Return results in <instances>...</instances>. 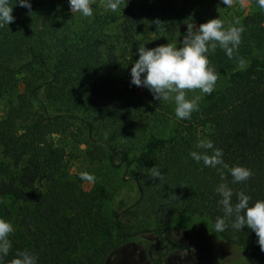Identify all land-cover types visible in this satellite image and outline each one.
I'll return each instance as SVG.
<instances>
[{
  "label": "trees",
  "instance_id": "trees-1",
  "mask_svg": "<svg viewBox=\"0 0 264 264\" xmlns=\"http://www.w3.org/2000/svg\"><path fill=\"white\" fill-rule=\"evenodd\" d=\"M227 2L0 0V207L16 206L18 227L0 264H107L148 237L149 264H167L162 224L181 215L264 263V0ZM162 42L179 52L158 56ZM185 76L205 88L177 109L165 87ZM77 147L134 190L110 205L118 244L84 253L107 223L66 171ZM135 219L155 226L129 230Z\"/></svg>",
  "mask_w": 264,
  "mask_h": 264
},
{
  "label": "rangeland",
  "instance_id": "rangeland-1",
  "mask_svg": "<svg viewBox=\"0 0 264 264\" xmlns=\"http://www.w3.org/2000/svg\"><path fill=\"white\" fill-rule=\"evenodd\" d=\"M75 2L76 6L82 5L81 8L92 4L101 7L105 4V0H83L85 2L83 4L80 0ZM226 4L230 11H236L237 7L244 12L251 9L249 0H228ZM75 9L79 10L78 7ZM160 40L164 39H157ZM161 47L158 56L162 58H170L179 52V48L171 42H162ZM200 81L185 76L177 85L166 84L165 88L173 106L178 109L183 105L192 104L202 95L205 87ZM132 82L134 93L140 96L143 92L139 89L137 78L134 77ZM84 151V147H77L69 152L65 160L66 171L72 179L80 180L84 193L91 194L94 202L100 207L107 225L104 231L85 239L80 253L92 251L105 241L109 244H118L115 243V236L111 230L110 205L115 195L119 194L121 197L127 195L130 198L134 193L131 183L122 180L120 170L110 167L105 159L88 160ZM4 205L6 209L0 207V247L9 244L18 230L15 222L16 206L10 205L8 200ZM162 225L167 229L169 238L176 244L174 250L168 254L167 264H264L254 260L251 250L223 242L219 236L220 226L212 223L206 216H176ZM154 226L155 223L148 219H135L128 223L129 230L150 229ZM140 242L142 244H138V240L134 239L120 242L107 264H149L146 255L152 242L149 241V237Z\"/></svg>",
  "mask_w": 264,
  "mask_h": 264
}]
</instances>
